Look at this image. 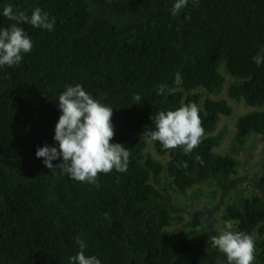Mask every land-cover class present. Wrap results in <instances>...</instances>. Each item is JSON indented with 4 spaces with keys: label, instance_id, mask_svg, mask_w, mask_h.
I'll list each match as a JSON object with an SVG mask.
<instances>
[{
    "label": "trees",
    "instance_id": "16d2710c",
    "mask_svg": "<svg viewBox=\"0 0 264 264\" xmlns=\"http://www.w3.org/2000/svg\"><path fill=\"white\" fill-rule=\"evenodd\" d=\"M9 3L29 15L40 7L55 25L50 32L20 25L33 48L18 65L0 67V264H69L78 237L102 264H215L201 253L205 240L213 246L201 223L207 209L186 222L187 206L170 190L192 205L217 201L211 211L224 206L223 222L257 239L255 264H264V162L260 196L227 198L241 182L228 174L238 161L214 150L225 136V129L215 133L220 117L231 108L204 95L222 91L228 76V96L251 109L237 118L235 145L264 139V65L252 62L264 45V0H199L177 16L169 12L173 0H0V10ZM10 23L0 15V27ZM176 72L181 86L173 83ZM76 83L113 108L110 143L130 150L128 170L98 174L99 187L49 170L35 156L54 143L58 95ZM188 103L197 104L204 135L189 155L151 142L163 164L145 151L143 134L154 127L151 116ZM195 185L215 189L188 194ZM165 209L174 226L200 230L202 244L164 230Z\"/></svg>",
    "mask_w": 264,
    "mask_h": 264
},
{
    "label": "clouds",
    "instance_id": "9594fccd",
    "mask_svg": "<svg viewBox=\"0 0 264 264\" xmlns=\"http://www.w3.org/2000/svg\"><path fill=\"white\" fill-rule=\"evenodd\" d=\"M197 5L199 0H173L170 15L177 16L189 3ZM0 15L10 23L0 27V67L18 65L24 54L33 48V40L20 25L30 24L33 28L52 31L55 18L40 7L24 10L6 4ZM252 62L259 68L264 65V45L258 47ZM173 83L183 84L180 72L174 75ZM165 84L157 86V95L165 94ZM141 99L139 94L134 100ZM60 115L54 126L52 145L45 144L35 151L36 158L49 170L61 172L79 182L99 187L98 174L124 173L128 170L130 150L124 145L111 142L114 127L111 122L113 108L101 103L80 84L65 85L57 98ZM195 103L183 104L174 110H162L151 116V129L143 135L149 142H159L165 149L181 147L185 155L192 153L204 135V128ZM195 160L203 165L197 154ZM54 161L59 163L54 164ZM107 218V213H105ZM213 246L226 257L227 264H255L254 237L244 231H222L211 237ZM78 251L68 257L69 264H102L95 254H86L87 245L79 237L75 240Z\"/></svg>",
    "mask_w": 264,
    "mask_h": 264
},
{
    "label": "rangeland",
    "instance_id": "374dc122",
    "mask_svg": "<svg viewBox=\"0 0 264 264\" xmlns=\"http://www.w3.org/2000/svg\"><path fill=\"white\" fill-rule=\"evenodd\" d=\"M225 78L227 80L222 91H219L212 96L208 95L207 93H205L204 95L205 97H210L214 100H225L231 108V114L229 116L220 117L215 131V133H218L225 129V136L220 146L214 151L221 155L230 154L238 161V166L235 169L229 171L228 174L231 179L239 178L241 179V182L237 184L235 188L227 189L226 196L227 198H233L235 200L241 197L243 192L244 196H260V193L256 187V182L261 173V165L264 162V139L255 138L254 136H251L245 143L244 147L237 148V146L235 145L234 134L237 118L242 116L243 114H246L251 109L248 108L243 101L228 96L226 92V87L228 83H230L232 80L229 79L228 76H225ZM145 141V151L149 152L155 159H159L161 162H163V164H165L167 158L160 157L159 155H157L152 146V143L147 141L146 139ZM197 189H201L203 192H209L214 190L215 188L213 186L208 187L206 185H195L188 191V194H191ZM170 194L174 197H177L181 205L187 206V209L190 213H182V216L184 217L186 222L190 221L191 213H193L194 211L207 209L201 222L203 224V227L210 228L211 230L216 231L217 234L225 230H233V227L231 225L223 222L224 213L222 206L219 208V210L215 209L211 211L213 207L215 208L217 206V201H215V203L213 204H209L208 201L201 200L195 205H192V203H188V201L183 197L177 196L176 192L170 190ZM208 210L211 211V214H208ZM172 217L173 215L168 210L165 209L161 211L160 218L164 230L172 234L182 233L183 235L190 237L193 242H200L202 244V242L199 240L201 235L200 230L192 231L191 229L183 227L182 225L174 226L171 221ZM254 241H257V239L254 238ZM210 245L211 242L209 239L203 242L202 248H205V250L201 251L202 255L209 254V250L213 249L212 247H209Z\"/></svg>",
    "mask_w": 264,
    "mask_h": 264
},
{
    "label": "flooded vegetation",
    "instance_id": "af4514ba",
    "mask_svg": "<svg viewBox=\"0 0 264 264\" xmlns=\"http://www.w3.org/2000/svg\"><path fill=\"white\" fill-rule=\"evenodd\" d=\"M219 200V199H218ZM224 208V206H222ZM220 208V207H219ZM198 211V210H197ZM205 215V214H204ZM203 219V218H202ZM201 219V222H202ZM203 225V224H202ZM210 230L211 235L217 234L216 231L211 230L210 228H208ZM215 252L217 253H210L208 255H205L207 257V260H211L213 261L215 264H222L221 262H223L226 257L220 253L214 246H211Z\"/></svg>",
    "mask_w": 264,
    "mask_h": 264
}]
</instances>
